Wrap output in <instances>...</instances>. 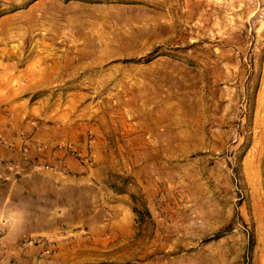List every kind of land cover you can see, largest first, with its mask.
<instances>
[{
    "label": "rangeland",
    "instance_id": "obj_1",
    "mask_svg": "<svg viewBox=\"0 0 264 264\" xmlns=\"http://www.w3.org/2000/svg\"><path fill=\"white\" fill-rule=\"evenodd\" d=\"M1 76L87 132L59 264H264V0H0Z\"/></svg>",
    "mask_w": 264,
    "mask_h": 264
},
{
    "label": "crops",
    "instance_id": "obj_2",
    "mask_svg": "<svg viewBox=\"0 0 264 264\" xmlns=\"http://www.w3.org/2000/svg\"><path fill=\"white\" fill-rule=\"evenodd\" d=\"M44 101V102H43ZM33 98L24 89L12 86L8 79L0 77V161L14 163L16 170L0 167V264H59L66 242H60L58 250L43 255L40 246H26L28 238H59L72 230L50 228L51 221L61 219L65 211L61 195L73 189L94 185L90 169L71 156L56 153L57 161L52 171L31 170L30 162L22 155L23 145L29 146V161L38 157L44 162L34 145L52 149L67 145L80 155L86 154V129L76 116L52 115L46 101ZM51 106V105H50ZM41 109V110H40ZM50 204L45 209L37 205ZM101 213H92L90 219ZM45 219L48 226L42 228L36 220ZM93 239L96 249L110 250V212L94 227L85 230ZM77 236V232H73ZM66 238V237H63Z\"/></svg>",
    "mask_w": 264,
    "mask_h": 264
},
{
    "label": "built area",
    "instance_id": "obj_3",
    "mask_svg": "<svg viewBox=\"0 0 264 264\" xmlns=\"http://www.w3.org/2000/svg\"><path fill=\"white\" fill-rule=\"evenodd\" d=\"M35 149L39 152H41V155H46V157L41 158L44 162H39V158L36 157L34 160L29 161V146L23 145L22 147V155L26 162H30V169L31 170H42V171H52L54 169L53 163L58 160L56 157V153H62L66 156H71L78 160L82 164H86L91 160V157L87 154L84 156L80 155L77 151L72 150L67 145H57L53 147L52 149H47L46 147L42 145H34ZM0 167L7 169L9 171L16 170L18 166L14 163L10 162H2L0 161ZM24 245L26 246H40L43 249V252L40 254L48 255L54 252V244L44 238H28L24 241Z\"/></svg>",
    "mask_w": 264,
    "mask_h": 264
}]
</instances>
